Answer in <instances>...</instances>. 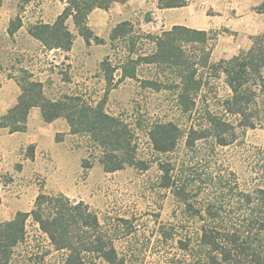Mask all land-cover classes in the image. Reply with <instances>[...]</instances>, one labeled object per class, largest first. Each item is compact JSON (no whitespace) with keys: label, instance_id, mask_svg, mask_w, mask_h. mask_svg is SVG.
Returning <instances> with one entry per match:
<instances>
[{"label":"trees","instance_id":"1","mask_svg":"<svg viewBox=\"0 0 264 264\" xmlns=\"http://www.w3.org/2000/svg\"><path fill=\"white\" fill-rule=\"evenodd\" d=\"M125 1L65 0L52 24L35 22L26 33L48 51L68 52L73 36L66 22L71 19L86 44L102 43L87 25L89 14ZM155 1L159 10L188 3ZM257 11L264 14V0ZM21 27L16 17L6 32L13 36ZM131 28L127 21L113 27L109 41L123 43L125 56L116 66L104 59L101 69L110 86L116 70L117 82L137 80V68L151 66L156 73L140 80L141 87L172 92V108L180 119L176 121L184 124L155 121L147 132L159 171L151 193L169 194L170 219L161 222L156 213L149 238H138L133 217L104 224L83 201L41 193L29 211L0 222V264H140L147 257L149 264H264V152L259 149L251 155V184L229 170L221 155L239 145L247 130L264 127V33L252 37L249 48L230 59L213 62L204 30L174 25L159 35L147 34L151 49L143 54L129 38ZM159 72L167 74L163 82ZM15 82L20 94L0 118V129L24 132L29 111L37 108L44 123L64 119L70 134L87 135L100 153L104 172L129 166L147 169L145 162L135 159L132 131L121 118L107 113L102 102L90 104L78 95L48 99L42 83L30 75ZM28 223L35 226L37 238H28ZM118 241H124L122 252L115 246Z\"/></svg>","mask_w":264,"mask_h":264},{"label":"rangeland","instance_id":"2","mask_svg":"<svg viewBox=\"0 0 264 264\" xmlns=\"http://www.w3.org/2000/svg\"><path fill=\"white\" fill-rule=\"evenodd\" d=\"M61 1L0 0V107L5 98L11 99L7 111L15 106L20 94L15 79L28 75L42 83V92L48 99L78 95L90 104L102 102L107 113L121 118L132 131L135 159L145 162L147 169L129 166L113 173L104 172L98 162L100 153L92 148L88 136L70 134L64 119L55 120L63 125V129L59 125L62 130L54 134L56 147L46 145L39 137L52 134L51 127L43 122L39 110L32 108L24 132L9 134L6 129H0V222L12 219L17 212L29 211L41 193L63 194L72 201H83L102 223L106 222L104 224H114L117 218L133 217L141 234L138 238H149L153 216L159 213V220L166 222L173 205L169 194L162 192L154 197L151 193L150 186L158 181L159 171L147 136L148 128L155 121L173 120L179 125L184 122L176 121L180 119L172 108L171 91L165 87L158 92L141 87L140 80L150 79L156 73L151 66L140 65L137 80L126 78L117 82L120 70H116L112 84L105 83L102 61L108 58L111 66H116L125 56L123 43L109 41L111 26L107 25L106 32L100 35L91 30L102 43L90 40L86 44L68 19L66 25L73 36L68 52L50 53L28 36L27 27L37 20H52L62 8ZM261 1L188 0V11L176 8L165 9V13L150 4L127 21L132 25L129 38L135 40L136 50L145 54L151 49L145 35H159L174 26L171 23L185 20L186 25L190 24L188 28L208 32L213 62L227 60L249 48L252 37L264 33V14L257 11ZM63 3L65 6V0ZM16 17H20L22 27L8 36V24ZM163 74L165 72H159L162 82L166 80L162 79ZM219 88L222 95L224 90L220 84ZM0 111L1 118L7 111L3 113L2 107ZM182 148L180 143L179 150ZM259 149L264 152V127L247 130L239 145L221 155L229 170L235 171L244 184H251L249 161L252 153ZM34 230L35 226L28 223V238H37ZM115 246L122 252L124 241L116 242ZM149 261L147 257L146 262L140 264H149Z\"/></svg>","mask_w":264,"mask_h":264},{"label":"crops","instance_id":"3","mask_svg":"<svg viewBox=\"0 0 264 264\" xmlns=\"http://www.w3.org/2000/svg\"><path fill=\"white\" fill-rule=\"evenodd\" d=\"M63 2L62 1L60 2L62 8L54 16L52 20L50 21L37 20V22L52 24L55 18L63 10V7H64ZM150 4L155 6L156 5L155 0H126L124 3L113 4L108 11H104L101 9H95L89 14L88 19H87V25L91 28L92 31L95 32L96 35L98 34L100 35L106 32L108 26L109 27L111 26L113 28L115 25H117L118 23L122 21H131L132 17L136 16L137 11H139L141 8H144L145 6H148ZM178 9H181V11H185V10L188 11L190 9V6L188 5L185 7L178 8ZM155 10L160 11L162 13H165L167 11V10H159L157 8H155ZM40 19H42V17ZM35 22L36 21L32 23H35ZM184 22L185 20H182V22H174V23H171V25H184L185 27H190V24L186 25V23ZM40 47H43V46H40ZM51 52L52 51H50V53ZM10 102H11V99H8V98H5L2 100V103H4V105L1 106L2 109H4L3 113H5L7 109L10 107L9 105H7V103H10ZM59 125L63 129V125L61 122L53 121L51 123H48V127H51L50 129L52 131V134H41L39 137L40 139L39 138L38 139L44 142L46 145L48 146L50 145V147L52 148L56 147L54 146L55 145L54 134L62 130L61 128H59ZM57 128L59 129L57 130Z\"/></svg>","mask_w":264,"mask_h":264}]
</instances>
